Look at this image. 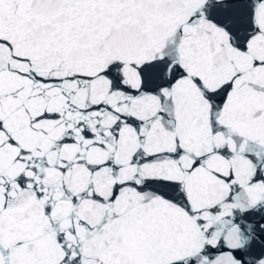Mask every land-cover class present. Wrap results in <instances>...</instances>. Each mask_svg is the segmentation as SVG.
Here are the masks:
<instances>
[{"label":"water","instance_id":"water-1","mask_svg":"<svg viewBox=\"0 0 264 264\" xmlns=\"http://www.w3.org/2000/svg\"><path fill=\"white\" fill-rule=\"evenodd\" d=\"M225 82L255 264H264V0H218Z\"/></svg>","mask_w":264,"mask_h":264}]
</instances>
